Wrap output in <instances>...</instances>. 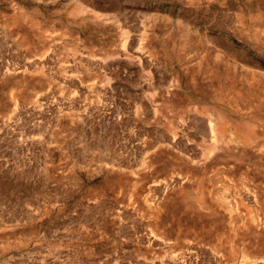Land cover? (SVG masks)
Here are the masks:
<instances>
[{
  "label": "rangeland",
  "instance_id": "obj_1",
  "mask_svg": "<svg viewBox=\"0 0 264 264\" xmlns=\"http://www.w3.org/2000/svg\"><path fill=\"white\" fill-rule=\"evenodd\" d=\"M0 264H264V0H0Z\"/></svg>",
  "mask_w": 264,
  "mask_h": 264
}]
</instances>
